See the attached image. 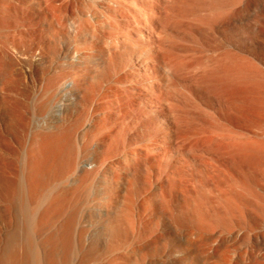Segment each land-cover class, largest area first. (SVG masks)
<instances>
[{
  "label": "bare ground",
  "instance_id": "obj_1",
  "mask_svg": "<svg viewBox=\"0 0 264 264\" xmlns=\"http://www.w3.org/2000/svg\"><path fill=\"white\" fill-rule=\"evenodd\" d=\"M0 264H264V0H0Z\"/></svg>",
  "mask_w": 264,
  "mask_h": 264
},
{
  "label": "rangeland",
  "instance_id": "obj_2",
  "mask_svg": "<svg viewBox=\"0 0 264 264\" xmlns=\"http://www.w3.org/2000/svg\"><path fill=\"white\" fill-rule=\"evenodd\" d=\"M77 3V2H76ZM85 3H87V2H85ZM17 5V6H16ZM79 6V7H81V8H83L82 7V5H84L83 3L81 4V3H77L76 5L74 4V8H75V6ZM81 5V6H80ZM15 6V8L13 7V9H17V10H15V12H17L16 14H15V12H14V10L12 9V11L10 12L11 14V16H8V19H10V21L11 22H13L14 23V21L17 19L18 20V18L19 19H21V20H23V17H24V13H22V12H24V10H20L19 11V9L21 8H23L22 6H21V4H15L14 5ZM20 6V7H19ZM84 7H85V5H84ZM77 8V7H76ZM76 8H75V10H76ZM122 12V14H124L125 15V13H123V11H120V12H118V13H121ZM13 14L16 16H19V17H15L14 19H13ZM23 14V15H22ZM21 15V16H20ZM124 15H118L117 14V17H118V19L119 20H123L124 18ZM12 17V18H11ZM25 18V17H24ZM12 19V20H11ZM26 19V18H25ZM14 20V21H13ZM28 20V19H27ZM39 21V22H38ZM37 21V23L35 24V23H33V26H30V27H26V26H22L21 25V27L19 26V25H17V24H15L14 23V25L16 26V28H15V31H18V32H20V33H22V34H24V35H26L27 37H28V39H27V41H26V45L27 46H29V47H32L34 50H36L38 47H39V45L40 46H42L44 43H45V41L43 40V39H39V37L41 36V37H46L45 36V34L47 33V30L45 29V24L41 21V20H38ZM16 22V21H15ZM43 23V24H42ZM18 27V28H17ZM33 27V28H32ZM43 28V31L40 29V28ZM127 27H129V26H127ZM131 28L133 27V25L132 26H130ZM17 29V30H16ZM35 29V30H34ZM39 31H38V30ZM45 30H46V32H45ZM25 31V32H24ZM27 31V32H26ZM29 33V34H28ZM31 34V35H30ZM43 34V35H42ZM135 34V35H134ZM162 34H165V33H162ZM132 37L133 38H135L136 40H137V33L136 32H132ZM171 35H174L173 36V38L175 37V39H173L174 41H175V43L176 44H179L180 46H182V45H184V44H186V43H183V42H186L185 41V37H184V34H183V32H174L173 34H171ZM123 36V35H122ZM176 36L178 37V38H180V39H176ZM30 37L32 38V39H30ZM124 37V36H123ZM170 37V36H169ZM172 37H170V38H168L169 40L171 39ZM35 39V40H34ZM41 40V41H40ZM123 40H125V43H126V45L128 46H126L127 47V49L125 48V46H123L124 48V50H119L118 48H116L115 50H114V52H116V54H113V67H114V69H115V71H116V73H117V77L118 78H124V81H125V83L127 84V86H128V88H129V90H133V91H138V85H139V81L142 79V77H143V70H140V71H138L137 70V68H139V65H138V60H137V58L135 57V56H131V54H133V53H135V51H139L140 49H141V47H143L142 46V44L141 43H136L135 41H132V40H129L128 38H126V37H124V39ZM126 40H127V42H126ZM172 40V39H171ZM170 40V41H171ZM184 40V41H183ZM44 41V42H43ZM129 42V43H128ZM135 42V43H134ZM182 42V43H181ZM72 42L70 41L69 42V44H71ZM172 43V42H171ZM174 42H173V44H175ZM46 44V43H45ZM73 44V43H72ZM130 44V45H129ZM134 44H136V45H134ZM175 44V45H176ZM182 44V45H181ZM179 45H177L178 47H180ZM130 46V47H129ZM177 46H175V47H177ZM140 47V48H139ZM129 48H130V50H129ZM137 48H139V50L137 49ZM142 50V49H141ZM123 51V52H122ZM130 51V53L131 54H129L128 56H126V52H129ZM119 53V54H118ZM168 53L169 52H167V56H169L168 55ZM174 52H172L171 54L173 55V56H171L172 58L174 57V55L175 54H173ZM170 54V53H169ZM118 56V57H117ZM11 57H12V60H14L15 62H16V60L18 59V57L16 56V54H13L12 53V55H11ZM176 57V60L178 59V57L177 56H175ZM174 57V58H175ZM178 60H180V58L178 59ZM53 67V66H52ZM132 69H134V71L132 72V73H130L131 71H129V70H132ZM120 76V77H119ZM125 76V77H124ZM180 76H181V74H180ZM178 81H180V79L178 80ZM178 92H180V90L178 91ZM181 93V92H180ZM179 93V94H180ZM182 95V93L180 94V96ZM142 100V98H138V99H135L134 100V102H133V106H134V110H133V113H132V115H131V118L133 119V120H142V121H145V120H147V119H152V120H154L155 122H160V123H162V124H164V117H165V112H160V113H158L157 115H153V113H151V109H149L147 106H145V108L144 107H139V104H138V102L139 101H141ZM144 109L146 110V113L144 112Z\"/></svg>",
  "mask_w": 264,
  "mask_h": 264
}]
</instances>
